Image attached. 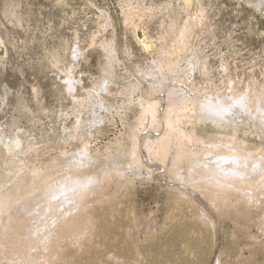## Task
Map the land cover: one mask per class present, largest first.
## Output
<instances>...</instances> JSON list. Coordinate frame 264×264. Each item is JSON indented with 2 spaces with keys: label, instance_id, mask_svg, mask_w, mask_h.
Here are the masks:
<instances>
[{
  "label": "rangeland",
  "instance_id": "1",
  "mask_svg": "<svg viewBox=\"0 0 264 264\" xmlns=\"http://www.w3.org/2000/svg\"><path fill=\"white\" fill-rule=\"evenodd\" d=\"M262 90L264 0H0V192L53 173L0 264H264V184L233 182L264 172ZM169 95L238 101L183 124L201 158L175 175L145 146L164 124L140 122Z\"/></svg>",
  "mask_w": 264,
  "mask_h": 264
},
{
  "label": "bare ground",
  "instance_id": "2",
  "mask_svg": "<svg viewBox=\"0 0 264 264\" xmlns=\"http://www.w3.org/2000/svg\"><path fill=\"white\" fill-rule=\"evenodd\" d=\"M182 37L183 38L181 39H184V33ZM169 96L170 99L166 104L165 110L163 109L164 113H162L163 116H161L162 118L161 121H159L160 118L158 120V115L159 116L161 115L159 114L160 100H150L147 101L143 106L141 105L142 109H141L140 122L148 118L150 119V122L153 123V125L154 124L159 125L161 123L164 124L165 129L163 133L161 135L159 134L160 136L153 137V139L151 138V140H149L145 146L149 157L150 156L158 157L161 161H163V163L168 158V156L170 154L172 155L173 153L174 157L173 156L172 157L176 162V165L174 163L173 164L174 166L171 170L175 175L177 170L176 167H178L177 163H183V164L189 163L193 165L192 162L199 157L197 155L198 154L197 152L195 153L193 151H189L187 149V145L188 143L199 142L201 141V138H199L195 133V131L193 130L191 132H187L183 128V124L191 123L194 120L199 121L202 119H211L215 121L216 124H221L224 119L223 118L224 113L226 114L227 112L232 113L231 110L237 109L236 104L238 101H235L233 104L226 106V104L224 103L221 104L218 101L216 102L213 101V99H207L202 96L197 98L195 97V99L193 100L191 99V101L189 97L178 98L177 96L176 97L174 96L175 99L174 98L172 99L171 95ZM257 98H259L260 102L264 104V91L260 93V95ZM245 103H246L245 105H247L250 109H253L256 105L255 104L256 98L253 95L248 96L245 99ZM17 145H19V141L15 142V146ZM232 146H233L232 144H229L226 147H220L219 154H216L215 156L223 155V154H229V155L232 154L235 151ZM255 153L256 152L253 153V151L247 150L243 147H238V149L236 148L235 157L239 162H242V165L243 164L246 165L248 163L247 166H249L255 163L254 160L255 158H257ZM129 156H130V164L132 166H136V167L139 165L141 166L140 164L141 160L138 154V145L136 143H134V145L132 146L129 152ZM200 158L201 157H199V159ZM72 167L73 170L74 169L77 170L76 168H78L76 165H73ZM52 175L53 173L49 170L46 172L40 170H34L32 172L31 179L29 182H22L14 189L8 190L6 192H0V241H4L8 246V248L4 250L5 252L4 255L11 256L15 252L16 248L18 249L24 246L26 243H29L28 240L25 239L24 237V231L27 225L29 224V214H30L29 212L31 211L30 209L34 207V205L41 203L45 199V196L42 195L43 192L39 194L40 195L39 197L38 195H36L37 197L29 198V195L30 194L32 195V193H34L35 191H39L38 189H40V187L46 185L48 183V180L52 177ZM244 177L233 179V182L238 186H244V187H248V186L251 187V185L254 186L257 185L258 187H260L264 184V172L255 175L254 177L252 176V178L249 179L247 177L246 178ZM91 191L92 190H90L88 193H82L80 198L82 202L86 201L88 195L91 194ZM29 241H31L32 243V241L34 240H29Z\"/></svg>",
  "mask_w": 264,
  "mask_h": 264
}]
</instances>
